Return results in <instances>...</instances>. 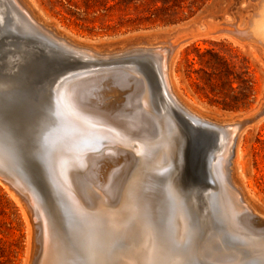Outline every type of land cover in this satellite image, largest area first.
I'll return each instance as SVG.
<instances>
[{
    "label": "bare ground",
    "instance_id": "6f19581e",
    "mask_svg": "<svg viewBox=\"0 0 264 264\" xmlns=\"http://www.w3.org/2000/svg\"><path fill=\"white\" fill-rule=\"evenodd\" d=\"M24 3L0 0V68L12 67L20 54L31 65L18 75L0 74V177L24 192L29 207L39 216L31 257L38 251V264H186L194 250V227L199 225L193 224L189 211L180 204V197H189L208 235L197 251L201 248L202 255L220 260L218 264L256 260L252 264H264V238L259 237L264 235V213L246 197L241 184L234 182L231 169L233 154L249 123L216 120L178 94L172 67L177 42H140L128 49L101 50L75 42L67 34L59 35L57 25L50 29L52 25L43 23ZM261 12L259 17L264 15V4ZM248 30L251 38L264 45L263 26L255 22ZM28 72L36 76L37 85L29 81ZM106 85L126 95L124 101L112 106L101 103L99 94L92 96ZM41 95L44 100L37 117L42 128L32 147L66 214V234L54 222L45 190L27 169L25 138L19 134V115L30 114L31 105ZM54 120L62 124L61 135L52 131ZM221 138L223 146L216 154ZM107 157L117 164L107 162L102 169L105 181L95 183L85 173ZM78 177L89 181L87 196L84 186L77 185ZM182 177H189L208 198L215 199L213 194L219 193L231 213L235 230L227 227L226 231L232 240L240 244L238 248L260 254L244 259L237 257L239 251L223 248V237L216 236L212 232L216 227L199 213ZM168 181L171 187L165 189ZM91 184L101 193L91 189ZM160 195L176 204L169 224L157 210ZM239 229L255 234L248 236Z\"/></svg>",
    "mask_w": 264,
    "mask_h": 264
},
{
    "label": "rangeland",
    "instance_id": "374dc122",
    "mask_svg": "<svg viewBox=\"0 0 264 264\" xmlns=\"http://www.w3.org/2000/svg\"><path fill=\"white\" fill-rule=\"evenodd\" d=\"M25 1L32 7L34 13L43 23L49 26L52 25V27H49L50 29H53V26L57 25L58 30L56 31L59 35L67 34V37L75 42L95 46L101 50L115 51L116 49H128L132 45H136L140 42H144V44H158L163 42L171 44L173 41L177 42L174 64L172 67H174L173 74H175L173 75V77H175L174 83H176V79L178 83L175 84V88L178 86L177 88H179V90L176 88V91H180L178 94L201 113L216 120H229V122L231 120L232 122L244 120L249 123L241 134L236 153L233 154L231 164L232 177H234V182L237 181V183L241 184L245 190L246 197L250 199L256 209L264 213V118L253 122L249 121L253 116L252 114H255V112L259 110L258 108L264 106V45L247 34V30L249 27L255 25V22L260 24V27H264V15L259 17L264 0H181L180 4L182 8L178 10H180L179 16L182 20L172 24L159 20L153 24L146 23L148 26L136 28L128 21V18H136L142 15L141 11L154 9V4L157 0H142V2L138 3L134 1L130 5L122 2V0H22V3ZM174 1L175 0H172L168 4L172 5ZM191 1H193V7L190 9L189 5ZM162 4V1L158 2V6ZM136 7L139 8L136 9ZM191 12H195V14L190 16ZM239 30L245 31L238 33ZM195 47L201 50L211 49L219 59H214L211 69L210 67L207 68L210 76L203 72H189L186 61L187 59L198 58ZM22 56L23 55L20 54L15 58L17 61L12 64V67L7 66L8 68H0V74L18 75L20 72H25L28 66L31 65L24 62ZM196 67H199V65H196ZM29 76V81L32 82L33 85H37L38 79L36 76H31L30 74ZM136 76L139 77L138 75ZM243 78H249L253 82L255 102L249 108L241 109H224L221 105H218L216 103L217 101L223 100L227 95L234 94L229 88L228 80H236L234 86L237 87L239 84L238 82ZM6 79L7 78L4 80ZM100 85H102V83L99 84V86ZM106 87L108 88L106 89ZM101 88L102 90H100ZM103 88L102 86L100 89L97 88L100 92L98 90L92 92V96L96 94L101 96L100 101L103 104L115 106L118 105V102L122 103L126 98V95L124 96L121 92L114 91V89L112 91V88L107 85L104 90ZM109 88H111V90ZM43 100L44 97L41 95L37 102L32 104L33 106L31 105L30 114L27 115L25 113L19 115V120L21 121L19 134H22L25 138V154H27V156L29 155V157L26 156V160H28L27 165H29L27 169L31 170L33 174L32 177L41 185L43 190H45L50 205H52L51 211L55 219L54 222L58 225L60 231L66 234L67 228L64 222L65 214L63 215L61 207H59V202L52 193L50 188L51 184L48 183L49 177L47 176V172L40 163V160H34L33 158L36 156V149L34 150L32 147L33 142L38 140L42 128V120L41 118L38 119L37 115L41 111L40 105ZM52 123V131L56 136L58 134L61 135V122L54 120ZM222 146L223 138L217 142L216 154L220 152ZM22 152H24V149ZM108 158L110 157H107V159ZM107 159H101L103 162H100V160L95 162L96 167L95 163L93 164L94 166L90 165L91 168L89 167L90 169L88 168V171L86 170L88 174L85 173L87 177H91V179L89 178L90 180L100 184L105 181L102 172L103 167H106L105 165H107V162H110L112 166L117 164L114 159L110 158L111 161ZM132 164H134V159L132 160ZM86 175L85 178H87ZM87 179L83 180L81 177L77 178L78 187L82 186L83 188L84 186L83 189H86L84 190V192L86 191L84 193L85 196H87L86 193L89 191L86 187L89 182H86ZM188 180L182 177V184L189 189V183L187 182L191 183V181ZM0 181V183L3 184H0V264H28L32 255L33 241L34 244L37 243L39 216L35 215L34 211L29 207V202L24 192L1 177ZM10 186L13 189H11ZM216 186H219V184ZM90 187L91 189L95 188L92 184ZM170 187V182H166L165 189ZM12 191L18 196L20 202ZM96 192L101 193L99 189H96ZM203 193L204 191L202 194L193 193V197L196 199L195 201L197 202V208L199 207V213H203L202 215L210 220L213 228L216 227L215 230L212 229V232H215V235H220L221 238L223 237L222 240L220 239V245L231 251H239L237 257H244V259L249 255L251 257L249 256L248 259L255 257L256 254L259 255L260 253L255 252H251V255L248 251L238 248L240 244L237 243V241L235 242L234 239L232 240L227 232L229 231L228 228L234 229V227L230 222L232 220L231 213L228 210L225 199L223 198L221 200L219 193L213 194L215 199L214 197L213 199L211 197L208 198L207 193ZM19 196H21V198H19ZM24 199L26 200L25 202ZM191 199L192 198L189 197H180V204L184 209L189 211L193 224H199L194 227V240L192 239L191 242L194 250H191V255L186 264H197V262L198 264L200 262L201 264H206L207 262V264H218L220 260L215 261L214 258L206 256L204 253L202 255L199 252L201 248H199V251L196 250L207 241L208 238L206 237H208V235L204 234L206 230L204 226H201L202 222L200 217L195 210H193V202L191 204ZM114 201L115 203H113L115 205L119 201V198ZM214 203L217 206H215ZM208 204L210 207H208ZM114 205H111V207H114ZM174 205L176 206L174 202L164 196L160 195L157 198V210L165 216V224H169V219L174 217ZM225 206L227 208H225ZM211 211H213L214 214H212ZM55 212L61 214V220H64L62 221L63 224L59 222L60 220ZM239 215L240 214L237 215V218L240 216L242 217L244 214L241 213V215ZM221 230H223V232H221ZM239 230L248 236H252L253 233L255 234V232L251 230ZM261 235L259 234V237L264 238V235ZM201 241L203 242L201 243ZM224 242L226 243L224 244ZM204 246L207 247V245ZM32 257L29 264H38V251L37 254ZM192 259L196 260L193 261ZM254 262L251 261L248 264Z\"/></svg>",
    "mask_w": 264,
    "mask_h": 264
},
{
    "label": "trees",
    "instance_id": "16d2710c",
    "mask_svg": "<svg viewBox=\"0 0 264 264\" xmlns=\"http://www.w3.org/2000/svg\"><path fill=\"white\" fill-rule=\"evenodd\" d=\"M134 1H137L136 3L142 2V0H122V2L126 3L127 5H130ZM159 1L163 2L161 6H158ZM171 1L172 0H157L154 4V9L141 11V16H137L136 18L130 17L128 18V21H130L135 26V28L141 26H148V24L146 23L153 24L159 20L168 24L176 23L182 20L179 16L180 10H178L182 8L180 4L181 0H175L172 5H169L168 3ZM192 7L193 1H191L189 5L190 9ZM138 8L139 7H136V9ZM193 14H195V12H191L190 16ZM195 51L197 53L198 58L187 59L186 61L189 72H203L209 75V71L207 70V68L210 67L211 69V65L212 63H214V59H219L211 49L201 50L200 48L195 47ZM196 65H199V67H196ZM235 81L236 80L231 79L228 80L229 88L234 92V94L227 95L223 100L217 101L216 103L218 105H221L224 109L249 108L255 102L253 82L249 78H243L240 82H238V86L235 87Z\"/></svg>",
    "mask_w": 264,
    "mask_h": 264
},
{
    "label": "water",
    "instance_id": "95a60500",
    "mask_svg": "<svg viewBox=\"0 0 264 264\" xmlns=\"http://www.w3.org/2000/svg\"><path fill=\"white\" fill-rule=\"evenodd\" d=\"M259 110L258 111H256L255 112V114H254V116L253 117H251L249 120L250 121H254V120H258V119H261L262 117H264V107H262V108H258ZM34 158V160H39V158L37 157V153H36V156L35 157H33ZM42 164V163H41ZM207 165H208V163H207ZM44 167V166H43ZM207 170H208V167H207ZM208 174H209V171H208ZM164 181H165V179H164ZM188 181H191V183L190 182H188L189 183V189H190V191L192 192V193H201V190H199V189H197L195 186H194V182L192 181V180H188ZM202 182L205 184V183H207V179H203L202 180ZM49 184H50V181H49ZM160 184H161V182H160ZM215 187H216V185H214ZM50 188H51V185H50ZM196 190V191H195ZM198 190V191H197ZM49 195H50V193H49ZM62 211V213H63V215L65 214V212H64V210H61ZM56 213V212H55ZM57 214V213H56ZM66 215V214H65ZM57 216H58V219L60 220V223H62L63 224V220H61L62 219V216H61V214H57ZM34 264H36V263H34Z\"/></svg>",
    "mask_w": 264,
    "mask_h": 264
}]
</instances>
